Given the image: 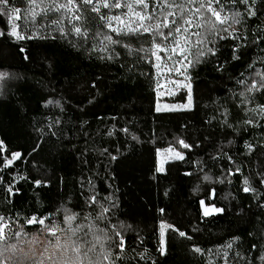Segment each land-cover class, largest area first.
I'll use <instances>...</instances> for the list:
<instances>
[{"label":"trees","instance_id":"16d2710c","mask_svg":"<svg viewBox=\"0 0 264 264\" xmlns=\"http://www.w3.org/2000/svg\"><path fill=\"white\" fill-rule=\"evenodd\" d=\"M222 3V15L239 11L241 22L232 25L231 35L193 29L205 43L191 47L188 60L195 61L198 47L205 55L192 66L184 61L188 90L166 100L182 104L190 94V107L164 110L155 57L147 51L130 54L123 46L149 49L148 34L118 37L91 5L81 4V22L74 24L87 35L79 36L69 32L73 24L66 11L32 21L24 18L31 5L11 0L9 10L21 9L17 25L25 36H0V71L8 74L0 97V215L12 231L38 234L41 226L24 224L32 216L67 227L68 211L76 214L72 227L92 226L89 239L98 229L121 231L124 250L110 248L115 264H264V112L258 107L264 105V88L247 91L254 81L259 88L264 76V0ZM45 6L51 7L49 0L36 11ZM128 13L124 7H101L109 16ZM57 19L60 24L52 23ZM0 30L9 31L1 17ZM103 34L122 44H108ZM167 148L183 158L158 171V153ZM13 153L20 158L5 167ZM201 200L224 211L205 216ZM101 206L109 211L99 220ZM26 239L9 243L24 246ZM109 247L105 242L104 249ZM101 250L90 254L94 260Z\"/></svg>","mask_w":264,"mask_h":264},{"label":"snow or ice","instance_id":"6c2138e0","mask_svg":"<svg viewBox=\"0 0 264 264\" xmlns=\"http://www.w3.org/2000/svg\"><path fill=\"white\" fill-rule=\"evenodd\" d=\"M11 0H0V15L8 16L9 22H11V30L4 32L0 30V36H12L17 40L25 39L18 28L20 27L14 21L21 19V9L13 8L11 13L8 11V6ZM25 2L31 7L24 9V18L27 20H35L37 15L47 17L50 11L60 12L61 10L70 13V23L74 21H80L82 19L80 12V5H91V11L99 14V19L106 22V27L113 33H116L118 37H132L142 34H148L152 38V47L149 49H131L130 45L123 44L125 48H129L130 54L135 52L147 51L151 52V55L156 58L157 61L168 60L172 61V66L169 67V71H179L175 65H184V61H187V66H192L193 63H199V57L205 55V52L201 48H197V56L195 61L188 60L190 55V48L203 45L205 43V37L199 31H193V29H203L208 35H217L220 32H229V29L233 24H239L241 22V13L239 11H233L231 16L222 15L225 11L222 0H133L138 10L133 8V4L121 3V0H66V2H59V0H49L51 7L45 6L40 9V12L36 11V8L44 4V0H25ZM232 3H236L237 0H231ZM244 5L249 4V0H239ZM252 4H255V0H252ZM101 7L105 9L110 8H127L131 13L128 17L114 15L109 16L107 14H101ZM246 11L250 15L256 13L247 8ZM112 21H116L121 27H114ZM52 23L60 24L61 20H53ZM228 24V27H221ZM167 29V31H165ZM63 34V29H59ZM69 32H74L79 36H86L87 33L82 31L81 27L72 25ZM100 35V33H97ZM179 37V38H178ZM193 37L196 39L193 41ZM31 39L32 36H28ZM222 39L225 37H221ZM236 38V37H234ZM103 39L108 44H122V40L113 39L108 34H103ZM167 41L168 44L164 42ZM107 46L105 47V50ZM163 52L165 55L160 56L159 53ZM207 52L214 54L213 49H207ZM167 67V65H165ZM187 67H185V71ZM7 73H0V79L6 77ZM257 75H260L257 73ZM187 78V77H186ZM243 83V81H241ZM264 88V76L261 77L259 88L254 81L248 86L247 91L259 90ZM244 95V93H241ZM191 95L189 94V101ZM262 112H264V105L258 106ZM159 110V109H158ZM252 111H255L253 109ZM245 123H252L251 120L245 121ZM178 143L184 148H190L191 146L185 143L183 140H179ZM20 153H13L12 159L5 161V167L11 166L14 159L20 158ZM179 158H183L180 153H177ZM115 159V157H113ZM160 171L161 169H157ZM205 179H209L205 177ZM264 182V181H262ZM37 184L40 181L36 182ZM247 183V181H245ZM248 187L244 188V191H249ZM11 191V188H9ZM210 198L212 196L210 195ZM93 202H96L95 196L90 198ZM201 205H204V201H200ZM109 211L108 208L101 206V212L97 219H106L105 213ZM224 210L222 208H216L214 205L205 207L203 214L208 216L212 212L221 213ZM48 217H28L25 218V225H39L38 234H28L22 231H12L10 224L7 222L8 218L0 215V264H45V260L51 262V264H103V261H110L111 264H115L112 260L111 246H114L121 251L125 248V240L121 231L116 230L113 233H109L106 229H98L97 233H94L92 239H89V233L91 232V225H76L72 227L73 222L76 220V214L66 211L64 217V224L67 227H60L54 221L46 224L45 221ZM24 225H21L23 228ZM123 227V226H120ZM162 229L172 228L174 231H178L179 235L186 236L185 232L175 229L172 225H162ZM88 228V231H84ZM7 230V231H6ZM126 230V229H125ZM84 231L83 236H79L78 233ZM11 233L9 235L8 233ZM102 233V234H101ZM46 234L47 237L54 239L40 240V235ZM14 237H28L24 241V246L19 244H12L9 241ZM63 237V238H62ZM115 237V239H114ZM164 232H161V245L160 252L163 255L166 251L164 246L165 241L163 239ZM190 239V237H188ZM110 242L109 249H104V243ZM43 244L44 247L40 251L35 250V246ZM97 247L102 250L98 253L100 257L97 260L92 258L93 253H96ZM231 248V242L227 245ZM51 248V251L49 249ZM194 251L200 252V248H195ZM47 253V255H45ZM67 254V255H66ZM39 256V259L36 257ZM117 255L116 259H119ZM264 259V256L261 257Z\"/></svg>","mask_w":264,"mask_h":264},{"label":"rangeland","instance_id":"374dc122","mask_svg":"<svg viewBox=\"0 0 264 264\" xmlns=\"http://www.w3.org/2000/svg\"><path fill=\"white\" fill-rule=\"evenodd\" d=\"M120 9V8H118ZM9 13H11V10H9ZM70 13H68V20L70 21ZM128 17L131 16V13L127 14ZM0 17L7 22V25L9 27V31L11 30V22H9L8 16L0 15ZM18 20H15L14 22L17 24ZM74 22H77V24H80V21H72L69 24H74ZM112 24L114 27H121L116 21H112ZM179 38V37H178ZM160 56H164L165 54L163 52L159 53ZM172 61L168 60H161L157 61L155 58L154 67L157 75V93H158V99H159V105L164 110H170V109H186L190 107V101L187 99L185 103L178 104V103H169L166 100L168 98H171L182 89H187L189 87L188 84V78H186V74L184 73V65H175L176 68L179 69V71H169V67L172 66ZM167 65V67L165 66ZM0 73H5L4 71H0ZM4 77L0 79V97H4ZM177 151L167 148L164 150H161L158 153V169L163 168L164 164L167 161L173 160V159H181L179 156H177ZM181 154V153H180ZM182 155V154H181ZM160 170V171H161ZM205 206L202 205V212H204ZM216 213V212H212Z\"/></svg>","mask_w":264,"mask_h":264}]
</instances>
